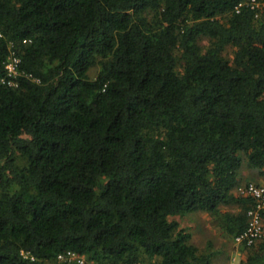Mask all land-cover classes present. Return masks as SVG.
I'll return each instance as SVG.
<instances>
[{
	"label": "trees",
	"instance_id": "16d2710c",
	"mask_svg": "<svg viewBox=\"0 0 264 264\" xmlns=\"http://www.w3.org/2000/svg\"><path fill=\"white\" fill-rule=\"evenodd\" d=\"M250 1L0 0V264H210L172 217L206 212L230 240L246 228L241 169L264 179ZM243 252L264 264V238Z\"/></svg>",
	"mask_w": 264,
	"mask_h": 264
},
{
	"label": "built area",
	"instance_id": "2783aa9c",
	"mask_svg": "<svg viewBox=\"0 0 264 264\" xmlns=\"http://www.w3.org/2000/svg\"><path fill=\"white\" fill-rule=\"evenodd\" d=\"M247 4L252 8H256L261 5L258 0H251ZM243 5V2L239 3L236 6V12H239ZM26 41L27 40H24V42ZM19 63L20 58L13 51L5 63L7 77L6 80H3L4 83H7L10 86L18 85L15 79L18 74H20L18 69ZM236 191L239 195L251 197L254 200L253 207L247 212V226L242 232L234 237L233 242L235 250L231 257H229V264H245L244 260L246 259V255L245 252H243V249L252 247L264 238V185L258 184L254 181H249L239 185ZM57 260L59 262H75L76 264H99L98 262L89 260L86 256L72 250L58 254ZM132 264L144 263L137 261Z\"/></svg>",
	"mask_w": 264,
	"mask_h": 264
},
{
	"label": "rangeland",
	"instance_id": "374dc122",
	"mask_svg": "<svg viewBox=\"0 0 264 264\" xmlns=\"http://www.w3.org/2000/svg\"><path fill=\"white\" fill-rule=\"evenodd\" d=\"M200 42L204 45L208 44L206 39H202ZM225 55L230 61H233L234 48H227ZM96 73V68L91 70L92 76H95ZM241 175L243 176V183L248 181L256 182L260 179L258 170L248 168L246 164L241 169ZM225 209L233 212L239 210L236 205L229 206ZM197 213L198 212H191L187 214V216L177 215L172 218L178 220L181 227H186L192 231V241L202 252L214 253L210 264H229V257H231L235 250L233 240L225 237L224 234L219 231L216 221H214L208 213L202 211L196 215ZM189 223L192 224L191 226H197L198 229L190 228L191 226L188 225Z\"/></svg>",
	"mask_w": 264,
	"mask_h": 264
},
{
	"label": "crops",
	"instance_id": "0c3cea01",
	"mask_svg": "<svg viewBox=\"0 0 264 264\" xmlns=\"http://www.w3.org/2000/svg\"><path fill=\"white\" fill-rule=\"evenodd\" d=\"M260 180H262V181H263L264 179H263V178H260ZM196 212H198V213H199V212H202V211H196ZM198 213H197L196 215H198ZM186 225H187V224H186ZM188 225H190V226H191L192 224H191V223H189ZM190 228L198 229V227H197V226H195V227H194V226H191ZM191 241H192V240H191ZM192 243H193V241H192ZM194 244H195V243H194ZM230 251H231V250H230ZM223 252H224V251H223Z\"/></svg>",
	"mask_w": 264,
	"mask_h": 264
}]
</instances>
